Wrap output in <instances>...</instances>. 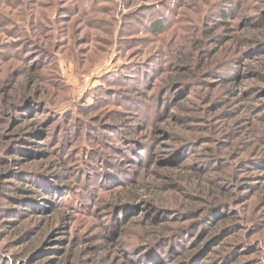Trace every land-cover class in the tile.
<instances>
[{"label":"rangeland","instance_id":"obj_1","mask_svg":"<svg viewBox=\"0 0 264 264\" xmlns=\"http://www.w3.org/2000/svg\"><path fill=\"white\" fill-rule=\"evenodd\" d=\"M23 1L0 0V21L22 30L19 22L32 15L34 3L49 7L34 10L38 21L49 13V22L61 15L58 7L75 6V0H27L33 3L28 9ZM236 1L101 0L103 9L90 13L87 23L66 21L64 29L47 23L41 47L50 55L30 44L36 39L11 38L18 33L13 26L0 28V263L125 264L119 242L143 243L139 233L147 226L133 220L120 235L108 199L121 189L138 190L135 203L157 197L175 208L185 192L163 184L173 179L194 187L190 173H198L202 187L216 183L231 194L242 217L239 236H249L252 245L244 250L261 247L235 264H264V42L252 45L264 23V0H244L242 9L231 7ZM151 9L167 18L160 36L124 28L129 14L145 18V27ZM227 13H234L230 32L217 25ZM62 30L80 40L74 51L53 48L66 38ZM28 75L34 87L23 101ZM175 80L184 88L172 87ZM11 95L18 108L7 107ZM182 150L193 166L189 173L174 164ZM145 159L156 161L146 165ZM12 166L44 182L56 201L46 203L38 192L23 200L33 209L30 218L18 217L8 208L20 207L8 197L17 183L9 180ZM222 170L224 180L218 179ZM118 178L124 186L114 189ZM27 239L37 241L31 255ZM215 250L206 263L232 264L234 258L222 256L231 247Z\"/></svg>","mask_w":264,"mask_h":264},{"label":"trees","instance_id":"obj_2","mask_svg":"<svg viewBox=\"0 0 264 264\" xmlns=\"http://www.w3.org/2000/svg\"><path fill=\"white\" fill-rule=\"evenodd\" d=\"M243 3L244 0H238L236 2H232L231 7L242 9ZM20 4L21 6L26 5L29 9L30 5L33 3H29L27 0H25L23 1V4ZM101 4V0H75L74 8L58 7L57 10L61 12V15L58 13L55 20L53 22H49L46 19L47 17H49V13H44L45 19L43 21H38L34 17V10L37 7H49H46L44 3H34V6L29 9L33 10L32 15L26 16L25 14V17L22 19V21L20 20L19 22L23 26L22 30L20 29L17 22H5L4 20L0 21V28L13 26L12 28L14 32L17 31L18 33H16V35L12 36L11 38H22L23 41L28 40L27 43L32 42V38L36 39V43L30 44L39 49V51L42 50L44 54L50 55L51 52H48L46 50V47H41V42L45 41L48 37L46 33L48 32V29L50 27L47 26V23L50 25L53 24L55 26H57L58 23H61L63 26L62 29L66 28V25L63 23L66 21L71 23L73 26L77 22L78 24L87 23L88 21L86 20V18L89 17L90 13H93V11H101L103 9ZM52 5L54 4H48V6ZM152 9L150 11L151 14L149 15L150 22H148L145 27H143L145 18L142 19L141 16L129 14L128 17H126L124 23L127 24V22H129V24L124 25V28L125 26H129L132 28L136 26V28H139L142 32L145 29L144 31L148 35H152L154 37L160 36L166 31L167 18H165V16L163 15L156 16L157 12L154 15V11H152ZM154 9H157V7H154ZM232 17H234V13H227V15L221 17L222 19L221 21H218L219 23H217V25L224 24V26H226V31L230 32L231 25L229 24L228 20ZM70 19L74 20L70 21ZM76 31V35L79 36L80 32H78V30ZM61 32V35L66 34V38L62 41H56V44L53 48L59 51L58 49H60V47L68 46L74 51L75 43L77 45L80 40L76 39L75 34H71L70 36V34L68 33V37L65 30H62ZM259 35L260 36H256L257 38L255 40H252V45L255 47L256 43L264 42V23H260ZM85 36L87 41L88 38H90L89 33H85ZM72 39H74V41H72ZM217 42L219 43L220 40L218 39ZM59 44L62 45L58 46ZM241 65L242 64H240V67ZM239 78L240 77L237 75L236 77L232 78L231 81H237ZM225 80L227 81V79ZM169 84L172 85V87H174L176 90L183 89L185 86L183 80H175L173 82L171 81L169 82ZM25 87L26 96L24 97L23 101H28L29 99H31V96L30 93L27 92H30L34 87V81L31 79L30 75H28ZM34 93H38V90L34 91ZM6 104L9 108L18 106L13 95L9 97V101H7ZM167 114H169V112H167ZM34 121L37 120L35 119ZM39 127H41V124L39 125ZM8 152L15 154L13 147H11ZM192 154H196V157L198 153L193 152ZM183 155V150L177 153L175 152L174 156L178 162H175L174 164L176 168L182 170L186 169L189 173V168H193V166L191 167V165L187 164V157ZM21 161L23 160H17V162L14 163H18L19 165V162ZM155 161L156 160L152 159L151 162L155 164ZM145 162L146 165L152 164L147 160ZM165 163L166 162H162V164ZM11 168L12 172H10L9 180L17 181V183H11L12 188L15 189L14 194L16 195L13 194L8 197L11 198L14 204H18L20 207H22L20 203L25 205L24 209L14 206L8 207L10 210H16V214H18V217L22 216L26 217L27 219L30 218V213L33 209L31 208V206L28 207L27 200L29 198L35 197L33 195H36L38 192L41 193L40 195L45 196V198L42 197L41 199L44 202L52 204V200L56 201V199L58 198L57 195L51 193L49 188L43 186L44 182L32 178L28 179L27 177H23V175H18V173H15L14 171L19 170L20 168L15 169V167L13 166ZM196 169L200 170L198 168ZM114 170L115 169L111 170L113 174ZM222 172L223 174H220L218 179L224 180L226 172L222 170L220 173ZM190 174V176L194 177V187H192L188 183H181L173 179H169V184H163L165 190L168 188H174L179 192H185L184 199L182 201H179L180 204L175 202V205L177 204V207L175 208L172 207V202L168 203L169 201L167 199H157V197H154L153 200H144L141 203H135V201L139 198L138 190H129L124 192V190L121 189V187H123L124 185L118 183L119 180L122 179L118 178L114 181L116 183H114L112 187L114 186V189L121 190L116 193V195H112L110 199H108L111 201L110 203H108V206L110 207V210H113L112 212H115L116 214L115 219L117 220L118 233L120 235H123L125 230L129 226L127 224L133 220L134 224L138 225V223H141L147 226L146 232L139 233L143 234V237L145 238L143 243H137L134 247L130 244H125L123 241L119 242V247L124 250V255L126 257V260L124 262L125 264H169L171 261V264H174L175 262L176 264H208L206 263V259H208L209 254L213 252L216 253V247H219L221 249L231 247L232 253L229 255L226 250H223L222 256L223 259H227L229 257L234 258L232 264H235L236 261L240 260L243 256H249L259 253V249L261 247L258 249L253 246V249L251 251L244 250V248L252 246L248 243L250 238L249 236H239V233L241 232L240 222L242 217L239 213V210L234 209V206L237 205H235L234 201L230 199L231 194L227 193L226 188L216 183H212L213 187L211 189H207V187L204 188L201 185L203 183L202 178L199 177V175L202 176V174ZM4 176L5 174L1 173L0 179ZM113 176L111 178H113ZM211 180L212 179H208V181ZM55 188H59V186L55 185ZM34 191H36V193ZM193 193H196L198 195L196 196ZM19 194H22L23 196H19ZM47 196H49L50 198L48 199ZM64 198L70 200L68 197ZM25 199L27 200L23 201ZM241 204V202L238 203V205ZM145 206H149L147 211L143 209ZM132 211L137 213V215L130 214ZM129 216H132V218ZM172 226L174 227L172 228ZM18 237H22L25 239L26 235H23L22 233ZM241 241L242 243H240ZM24 244H27L26 252L29 251L30 253L28 254L30 255L32 252H34V250L37 249L36 239H27ZM133 247L134 251H132ZM242 252L243 255H241ZM34 254V258H36L38 254ZM227 254L228 257H225L224 255ZM46 264H57V261L49 259L47 260Z\"/></svg>","mask_w":264,"mask_h":264}]
</instances>
